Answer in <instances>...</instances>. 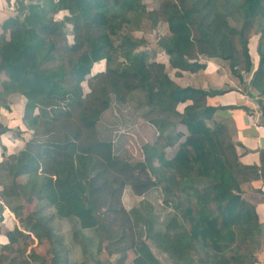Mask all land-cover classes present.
I'll return each mask as SVG.
<instances>
[{"label": "trees", "instance_id": "16d2710c", "mask_svg": "<svg viewBox=\"0 0 264 264\" xmlns=\"http://www.w3.org/2000/svg\"><path fill=\"white\" fill-rule=\"evenodd\" d=\"M13 6L15 14L0 24V79L7 81L0 109L8 108L10 94L22 95V121L31 138L0 162V200L21 228L7 233L8 253L20 246L22 256L32 235L37 244L53 241L49 264H70L59 235L45 227L50 207L53 218L93 231L97 254L116 256L113 264H125L129 250L130 264H159L148 241L172 264H253L239 247L260 242L259 225L240 185L259 169L239 163L221 124L208 126L217 110L207 105L210 94L176 87L166 68L196 72L199 58H216L241 81L240 68L248 72L252 66L247 44L255 37L258 65L248 86L264 96V0H166L165 32L150 51H138L142 41L130 36L143 22L157 23L143 0H14ZM59 13L60 22L54 18ZM220 19L229 23L240 51L224 44L216 29ZM123 25L130 37L121 40ZM157 52L167 56V64L155 60ZM101 61L104 70L91 75ZM132 94L139 95L141 118L157 134L151 144L139 137V162L119 153L120 142L113 141L126 123H116L112 104L123 106ZM186 102L191 103L180 113L178 105ZM258 103L264 112V101ZM177 126L184 133L175 132ZM8 131L0 124V134ZM174 144V155L165 159L164 148ZM126 187L138 196L158 188L160 204L172 205L161 231L149 206L146 215L124 209ZM0 264L11 263L1 258Z\"/></svg>", "mask_w": 264, "mask_h": 264}, {"label": "crops", "instance_id": "0c3cea01", "mask_svg": "<svg viewBox=\"0 0 264 264\" xmlns=\"http://www.w3.org/2000/svg\"><path fill=\"white\" fill-rule=\"evenodd\" d=\"M13 5L14 0H0V24L3 19L5 20V18L7 19V17L15 14ZM256 44L255 37L251 38L247 44L252 66L248 72L242 71L240 68V74L242 75L241 81L233 77L227 66L220 60L207 57L199 58L198 63L200 69L196 72L180 71L167 67L166 73L169 81L173 82L178 88L192 87L202 89L210 94L206 99L207 105L215 107L217 110L212 119L208 121V126L213 127L216 124H221L225 128V132L231 141L235 143L239 163L244 167H258L259 172L257 175H252L249 172L247 174L245 173L247 177L241 183L240 189L243 198L254 206L258 219L260 246L253 253V264H264V181L260 176V169H264V112L258 103L259 99L264 101V96H260L257 90L248 86L250 77L258 65ZM160 54L163 55L161 56L162 59L158 58ZM156 56V61L167 64L168 58L163 52L157 53ZM103 70H98L97 72ZM6 87V79L1 78L0 92L4 91ZM190 103L186 102L178 105L177 110L181 113L183 108ZM24 104V97L18 93H13L7 98L8 108H1L0 122L3 124L2 126L7 127L10 131L0 134V162L4 157L17 154L20 150L24 149L25 144L31 138V130L27 129L22 121ZM14 108L17 111H14ZM143 120L145 119L143 118ZM145 124V130L152 139L151 141L143 139L145 143L151 144L157 138V134L149 123L145 121ZM14 131L17 132L14 133ZM178 131L184 133L182 126L175 127V132ZM115 133H113V141H119L120 138L121 140L124 138L121 135L118 136L119 133L117 135ZM136 135L138 136V134ZM140 137L142 136L140 135ZM182 140L181 138L179 142ZM176 148V144L173 147L164 148V158L171 159ZM154 165L157 166L155 163ZM130 191L132 192L131 189ZM159 193L158 188H154L142 196L135 195L132 192L131 198L136 200V202H132L129 209L123 207L131 216H133V211L143 215L149 214L148 206L153 210L154 208L158 209L157 206L161 202L159 200ZM145 195L148 196L147 199L143 198ZM121 202L123 203V201ZM139 206L143 208V212H139ZM0 208L3 221H8L13 228L14 226L19 228L16 218L1 200ZM154 213L153 211L152 214ZM154 228L155 230L161 231V229L155 226ZM152 252L154 253V250ZM133 257L134 254L131 258Z\"/></svg>", "mask_w": 264, "mask_h": 264}, {"label": "rangeland", "instance_id": "374dc122", "mask_svg": "<svg viewBox=\"0 0 264 264\" xmlns=\"http://www.w3.org/2000/svg\"><path fill=\"white\" fill-rule=\"evenodd\" d=\"M165 1L166 0H143V4L145 5L147 11L150 12L152 16L156 17L157 23L156 25L150 26L147 23L143 24L144 23L143 22L140 30L133 31V33L130 35L132 36V39L142 41L143 46H140V48L137 49L138 51L143 49H147V50L152 49L156 40L164 34L165 17L163 14V4ZM62 15H63L62 13H59L55 15L54 18L56 19V21L60 22ZM152 16L149 15L146 22L148 20L151 21ZM3 21L4 19L1 22ZM121 27L122 29L118 33V36L121 38V40L130 37L128 35L127 29L124 28L125 25ZM216 29H218L220 33H222L221 38L224 39V44H226L225 42L230 43L232 44L233 47H236V50L240 51L241 45L239 43V40L234 35H232V33H230L229 23L226 20L220 19L217 22ZM66 31L69 34L68 41L71 42L70 27H67ZM119 41L116 42L117 45H119V43L121 44V42ZM137 50L136 49L131 50V52L127 56V59L131 57V53ZM161 56L163 55L160 54L158 58L162 59ZM104 68H105L104 62L100 64H96L91 71V75H94V73H96L98 70H103ZM88 79H90V75L86 78L84 82H82V89L84 94H87L89 92L88 82H87ZM132 95L133 98L129 99L130 101H127L123 106L113 103L111 111H113L114 119L117 120L119 118V122L122 121L126 123L125 126L123 124L119 125L117 129L119 135H121V137H124L122 140L121 138L119 139L120 145H118V152L125 153V155L127 154L126 156L132 162H139L142 160V152L140 150L141 143L138 137H140L141 135L145 140L148 141H151L152 138L145 130L146 124L145 121L141 118L143 111L138 109V107H136L137 104L136 101L139 99V95L138 94H132ZM14 111H17V109L14 108ZM109 117L110 116H107L106 118L108 119ZM116 123H118V120L116 121ZM164 129L167 133H169V131L171 130L170 128H167V126H165ZM16 132L17 131H14V133ZM136 134H138V136ZM0 191H1V187H0ZM131 197H132V192L130 191L129 187H126L121 196V201H123V203L121 202L122 206L129 209L131 203L136 202V200H133V198ZM147 197L148 196L146 195L143 196V198L145 199H147ZM157 207L158 209L154 208L153 210L155 212L153 215L156 218V222L154 226L162 230L165 215L167 213L168 214L173 213L171 210L172 205L171 204L168 205L169 207L168 208L164 204L163 205L158 204ZM141 208H142L141 206L138 207L139 212H143V208L142 210ZM53 213L54 210L50 207L44 211V214L48 218V220L44 224L47 229H52L51 232L56 233V235H59V237L61 238L62 243L67 250L68 261L70 264H96L98 262L101 264H113L115 262V259L117 258L116 256H112L109 258L107 256H104L103 254L101 255L97 254V247H98L97 236L93 231L80 230L78 226H76L75 222L70 219L60 220L56 217L53 218L54 216ZM3 223L0 225V259L1 258H3V260L6 259L7 262L11 264H17V263L41 264L42 261H44V263L46 264H49V261L52 258L49 252L51 250L50 249L51 246L53 245V241L50 242L48 240H44L40 244H37L38 243L37 240H35L33 236L30 235V238H32L33 240L31 239L32 241L29 240L27 242L26 251L23 253V255L22 256L20 255L19 252L20 246H17L16 249L12 250V255H10V253H8L7 251L9 244L7 239V233L10 231L12 232L13 227L8 223V221L6 222L3 221ZM17 223L18 225L20 224L19 222ZM19 229H21L20 226ZM147 243L152 248V250H154L155 256L159 260V264H172V261L168 257V255L156 249L151 241H148ZM259 246H260V242L257 243V241L254 244H251V242H246L244 244L243 242V244L239 247V252L243 254L246 258H248L249 261H251V259L253 258V253H255V250L259 248ZM251 251L252 254L249 256L248 252ZM128 252H129V258L126 259L125 264H130L131 257L134 254L132 250H129ZM32 256H34L35 258L33 259Z\"/></svg>", "mask_w": 264, "mask_h": 264}]
</instances>
